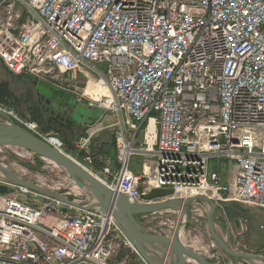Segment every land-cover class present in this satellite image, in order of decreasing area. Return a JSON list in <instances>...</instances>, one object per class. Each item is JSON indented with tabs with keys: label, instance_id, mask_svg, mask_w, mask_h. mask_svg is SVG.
<instances>
[{
	"label": "built area",
	"instance_id": "obj_1",
	"mask_svg": "<svg viewBox=\"0 0 264 264\" xmlns=\"http://www.w3.org/2000/svg\"><path fill=\"white\" fill-rule=\"evenodd\" d=\"M0 60L16 76L33 75L120 117L108 126L117 170L110 159L106 178L90 170L132 202L159 201L148 196L166 190L165 199L205 194L219 207L264 208V0H0ZM8 115L64 150L58 134ZM92 125L82 149L106 127ZM223 159L236 168L228 184L209 165ZM4 173L0 184L15 192L0 196V264H129L116 260L121 248L145 262L113 206L63 214L60 201ZM207 211L194 209L201 217Z\"/></svg>",
	"mask_w": 264,
	"mask_h": 264
},
{
	"label": "water",
	"instance_id": "obj_2",
	"mask_svg": "<svg viewBox=\"0 0 264 264\" xmlns=\"http://www.w3.org/2000/svg\"><path fill=\"white\" fill-rule=\"evenodd\" d=\"M32 80L35 91L40 100H44L47 104L55 103L62 108H67L73 98L72 93L62 91L56 88L49 82L39 79L33 75H28ZM0 114L6 118L10 116L0 111ZM61 115V114H59ZM61 117L71 125L77 122L71 119L72 116ZM0 146L1 147H17L25 149L42 159L52 161L62 167L71 176L72 180L81 188L86 184L91 186L92 197L95 202L91 204H83L66 197L62 192L44 188L28 179L18 176L7 167L0 164V169L3 170L8 178L17 186L26 187L30 190L41 193L42 195L60 201L63 206L59 210L63 214H67L71 208L81 210H91L99 207L103 211L113 206V215L117 226L122 231L124 236L138 251L146 264H170L166 262L167 257H176L174 264H188V261H193L191 264H210V262L199 254L197 251L189 248L180 238V231L186 230L192 223V208L194 202H204L208 204L206 221L209 228L211 239L216 242L223 253L233 257L238 264L243 260L244 264H264V255L259 256L251 253H243L234 250L228 243L227 239L217 231L216 220L218 217V203L211 197L205 194H198L189 198H170L161 201L148 203H134L128 196L116 193L101 179H99L90 169L85 167L81 162L75 159L64 150L51 145L45 140L37 137L35 134L25 129L24 127L12 123H0ZM110 162L113 170H117V141L115 133L111 135L110 142ZM15 192V188L0 184V196L10 195ZM50 208V207H49ZM52 210H55L51 207ZM164 210L178 212L177 221L170 234H154L145 230L139 223L137 216L142 214H152ZM190 215V216H189ZM238 233L243 232L242 223L240 220L234 221ZM155 251L160 256L153 255ZM196 263H195V262Z\"/></svg>",
	"mask_w": 264,
	"mask_h": 264
},
{
	"label": "rangeland",
	"instance_id": "obj_3",
	"mask_svg": "<svg viewBox=\"0 0 264 264\" xmlns=\"http://www.w3.org/2000/svg\"><path fill=\"white\" fill-rule=\"evenodd\" d=\"M98 67L102 70H106V65H98ZM89 69L93 71L92 68L89 67ZM7 70L8 69L0 63V85L6 84V86H9L8 89L10 91V94L0 95V111L4 112L6 115H8V112H13L15 115L26 122H33L38 124L37 122L33 121L31 112L28 108L32 106V104H35L37 101H40V98L35 91L32 80L28 75L16 76L9 70ZM51 106L55 110H60L61 112L65 111V108H62L55 103H52ZM68 108V112H70L72 119L77 122V132L73 137V140L71 137L69 138L70 144L65 143L64 151L73 156L89 169L93 170L95 173L101 175L103 178H106V176L102 174V168L104 167V164H106L105 161H108L110 158L105 160L104 154L106 152H110L111 135L114 132V127L111 128L108 127V125L110 123L119 121L120 117L117 114H105L103 113V111L97 108L89 107L86 103L78 104L74 99L71 100ZM8 121L9 118H6L5 116L0 114V123H8ZM100 121H102L103 125L106 127L95 134L92 144L89 146V148L82 149L81 138L83 137L84 132L86 133L93 126L92 124L99 123ZM16 124L20 125V122H17ZM48 133L58 134L60 132L56 129H53L48 131ZM93 148L96 149V153H93L94 156H92ZM88 155L92 156L94 159L96 158L93 164H90L87 161ZM96 161L104 162V164H98L96 163ZM0 162L7 165L8 168L15 173L23 176L31 182L43 186L44 188H48L51 190L54 189L55 191H59L62 193H71V199L77 200L79 202H87L92 198L91 193H89L87 190L71 183L72 178L65 169L58 165L56 166L55 164L50 163L47 160L42 159L25 149L17 147H0ZM132 167L135 168L133 163ZM0 172H2V170H0ZM235 172V166L229 162V165L225 169V173L223 174H225L226 179H233L235 176ZM163 191L166 190H161L158 192ZM160 198L161 199H159V197L152 199H159V201L163 200L162 197ZM39 199L41 201V204L46 201L45 198ZM199 204L205 206L208 205L204 202H199ZM228 207L239 213L240 217L237 219L242 222H246V229H243V232L238 235V233H236L237 230L233 222L235 219L232 218L233 221H227V223H229L227 224L229 225V227L228 229H226V231L222 230L221 224H219L218 222V230L220 231V234H222L227 239L228 243L232 248H234V250L238 252L251 254L253 253L255 255L263 256L264 208L260 206L239 203L236 201H227L223 202L222 206L218 209L217 213L220 219L222 217L226 218L224 211H226V208ZM74 211H76V209H72V212ZM167 215L168 214H164L162 215V217H158L155 220L158 221V223L160 221H167L165 225H171L173 216L169 217ZM172 223L175 224L176 222ZM196 224L197 230H193L194 234H192L191 237L190 235H187L189 236V238L187 239L189 245L192 244L193 249L197 250L200 249L199 247L201 246V244L207 242L211 245H214V248L221 250L220 246L210 237L209 228L206 221V213L205 216L201 217L200 219L198 218ZM184 231L185 230L181 231V238L184 234ZM184 236V238L186 239V235ZM199 241L201 242V244ZM221 254H223L226 264H233V257L226 253ZM125 258H127V262L129 264H139V262H137V260L135 259V255L133 253H131L129 250H125L124 248L119 249L116 260L122 261Z\"/></svg>",
	"mask_w": 264,
	"mask_h": 264
},
{
	"label": "crops",
	"instance_id": "obj_4",
	"mask_svg": "<svg viewBox=\"0 0 264 264\" xmlns=\"http://www.w3.org/2000/svg\"><path fill=\"white\" fill-rule=\"evenodd\" d=\"M0 63L3 64V62L1 60H0ZM3 66L6 68V66L4 64H3ZM111 124H113V123H110L109 125H111ZM141 144H142V137L140 136L138 138V140H137V146H140ZM141 162H142L141 159H135L133 161V165L135 166V168H134L135 171H139L140 170V163ZM209 165H210L211 171H217V172L220 173L221 182L223 184H228L229 182H232L234 180L235 176H234L233 179H231V178L226 179L225 174H223V173H225V169L229 165V162L227 160H225V159L220 160V161L211 160ZM165 198L166 197H162V199H165ZM159 199H161V198H159ZM198 207L208 208L209 206L208 205L207 206H205V205L202 206L201 204H199V202H194L191 205L192 215L191 216L189 215V216L192 218V223L184 231L183 237H185L184 235H186V239L184 238L183 242H185V244L188 243L187 239L189 238V236H187V235H190V237H191V235L194 234L193 230H197L196 229V226H197L196 222L198 221V218L199 219L201 218V214L200 213H196V212L194 213V209H196ZM164 214H168L167 216H169V217L173 216V221L171 220V222H176L177 221L178 212L177 211H171V210H164V211H160V212L152 213V214L138 215L137 219H138L140 225L145 230H147L150 233H154V234H170L171 230H170L169 224L165 225V223L167 221H160L158 223V221L155 220L158 217H162V215H164ZM224 214H225L226 218L222 217L220 219L219 217H217V220H216V228H217V231L219 233H220V231L218 230V222H219V224H221L222 230L226 231V229H228V227H229V225H227V224H229V223H227V221L230 222L232 220L228 216L226 211H224ZM235 220H237V219H235ZM241 223H242V221H241ZM236 233H238V231H236ZM238 235H240V233H238ZM200 244H201V242H200ZM187 246L189 248L193 249L192 244L189 245V243H188ZM213 246L214 245H211V244L206 242L204 244H201V246L199 247L200 249H197V250L193 249V250L197 251L199 254H201L202 256L207 258V260L210 262V264H226L225 258L223 256V254H221L223 252H221V250H219L217 248H214ZM135 259L137 260V262H139V264H145V262H143L142 259L140 257H137L136 255H135ZM188 264H191V262L188 261ZM233 264H238L237 261L234 258H233ZM240 264H244L243 260H241Z\"/></svg>",
	"mask_w": 264,
	"mask_h": 264
},
{
	"label": "trees",
	"instance_id": "obj_5",
	"mask_svg": "<svg viewBox=\"0 0 264 264\" xmlns=\"http://www.w3.org/2000/svg\"><path fill=\"white\" fill-rule=\"evenodd\" d=\"M8 88L9 86H6V84H1L0 85V95L10 94V91ZM28 108H29V111L31 112L33 121L38 123L41 132L48 133V131L56 129L60 132L58 133V135L64 140V142L70 144L69 138L71 137L73 140V137L75 136L77 132L76 131L77 123L75 125H71L67 123L65 120H62L60 117H58V114L55 113L54 108H51L50 106H46L44 103L42 106L41 100L37 101L35 104H32V106ZM85 134L86 133L84 132L83 136ZM93 153H96V149L94 148H93L92 154ZM92 156H94V154ZM104 157H105V160L109 159L110 152H106L104 154ZM96 163L104 164V162H99V161H96ZM158 191H161V190L153 191L148 196V199L158 198V197L160 198V197H165L169 195V192L167 191H163V192H158ZM226 212L231 219L232 218L237 219L240 217L238 212L234 211L233 209L229 207L226 208Z\"/></svg>",
	"mask_w": 264,
	"mask_h": 264
},
{
	"label": "bare ground",
	"instance_id": "obj_6",
	"mask_svg": "<svg viewBox=\"0 0 264 264\" xmlns=\"http://www.w3.org/2000/svg\"><path fill=\"white\" fill-rule=\"evenodd\" d=\"M89 86H95V84L94 83H90V85ZM104 92H105V90H104ZM48 162H50V163H53V164H55L56 166H57V164L56 163H54V162H52V161H49V160H47ZM72 183H74L75 185H77L78 187H80L78 184H76L73 180H72ZM76 186V187H77ZM81 188V187H80ZM83 189H85V190H87L88 192H90L91 191V186L89 185V184H86V186L83 188ZM54 190V189H53ZM92 202H95V199L92 201ZM180 238H181V231H180ZM181 240L183 241L184 240V237H183V235H182V238H181ZM185 243V242H184ZM152 253H153V255H156L157 257L158 256H160L159 254H157L155 251H152ZM176 257L174 256V257H167L166 259H165V261L166 262H169L170 264H174L175 262H176ZM190 262H193V261H190ZM195 262V261H194ZM196 263V262H195ZM193 264V263H192ZM198 264V263H197Z\"/></svg>",
	"mask_w": 264,
	"mask_h": 264
},
{
	"label": "flooded vegetation",
	"instance_id": "obj_7",
	"mask_svg": "<svg viewBox=\"0 0 264 264\" xmlns=\"http://www.w3.org/2000/svg\"><path fill=\"white\" fill-rule=\"evenodd\" d=\"M44 102V104L46 105V106H50L51 108H53L52 106H51V104H47L44 100H42L41 101V103H43ZM55 110V109H54ZM67 110V113H66V115H65V113H64V111L63 112H61L60 110L58 111V110H55V113L56 114H58V117H63L64 115H65V117L66 116H70L71 114H70V112H68L69 111V108H67L66 109ZM59 114H61V115H59ZM72 119V118H71Z\"/></svg>",
	"mask_w": 264,
	"mask_h": 264
}]
</instances>
